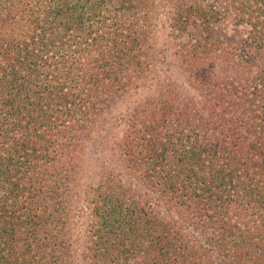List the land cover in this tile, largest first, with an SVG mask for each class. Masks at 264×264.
Returning a JSON list of instances; mask_svg holds the SVG:
<instances>
[{
    "label": "trees",
    "instance_id": "16d2710c",
    "mask_svg": "<svg viewBox=\"0 0 264 264\" xmlns=\"http://www.w3.org/2000/svg\"><path fill=\"white\" fill-rule=\"evenodd\" d=\"M228 14L264 37V0H0V264H76L82 140L92 264H264V43Z\"/></svg>",
    "mask_w": 264,
    "mask_h": 264
},
{
    "label": "rangeland",
    "instance_id": "374dc122",
    "mask_svg": "<svg viewBox=\"0 0 264 264\" xmlns=\"http://www.w3.org/2000/svg\"><path fill=\"white\" fill-rule=\"evenodd\" d=\"M157 8L159 7L157 6ZM157 11L163 13L161 8L157 9ZM163 34L166 37L164 39L162 38V40H158V43L164 48L166 47L165 44H167L166 41L168 40V35L171 39L178 36L174 33V30L171 31L165 29ZM212 38L225 44L226 47L234 46L237 49V55L244 58V61L250 63L256 62L258 51L264 43V37H262V35L251 29L249 26L238 24L233 14L224 16L213 26ZM173 42V44L186 45V43L189 42V39L186 34L181 33L179 40ZM168 45L170 46V44ZM162 56H166V58L175 57L174 55L169 54V52L162 54ZM175 70L177 71V68ZM70 156L71 158L75 156V173L78 178L76 183V185H78V194L72 197L70 216H67L68 219L71 218L69 221L70 225L68 226V229H70L69 235L72 236L71 240L74 245L73 249L76 264H92L89 257L91 254L88 252V229L92 219L91 211L87 208L88 205L85 202L84 195L87 194L85 190L89 188L88 184H92L91 179L87 176L88 174L91 175V173L96 172L98 165L97 162L91 159L92 156L89 150L88 140H82L80 145L76 146V153L73 149ZM149 201L151 204L158 207L161 217L178 221L179 223L184 224V226L188 225L186 220H181L183 214L178 210L172 211L169 208L164 207L160 202H155L154 199H150Z\"/></svg>",
    "mask_w": 264,
    "mask_h": 264
}]
</instances>
